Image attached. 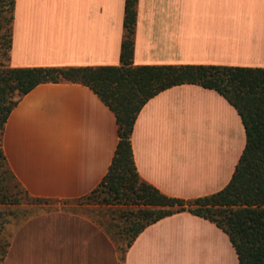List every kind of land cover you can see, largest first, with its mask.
<instances>
[{"label": "crops", "instance_id": "obj_1", "mask_svg": "<svg viewBox=\"0 0 264 264\" xmlns=\"http://www.w3.org/2000/svg\"><path fill=\"white\" fill-rule=\"evenodd\" d=\"M125 0H15L12 67L116 66ZM134 65L264 67V0H137ZM131 149L139 177L193 199L229 182L245 146L236 109L215 90L180 84L138 112ZM118 141L114 113L88 86L41 83L4 125L2 149L19 185L48 199L5 224L1 264H118L107 209L76 200L106 175ZM123 264H238L228 235L187 211L147 225Z\"/></svg>", "mask_w": 264, "mask_h": 264}, {"label": "trees", "instance_id": "obj_2", "mask_svg": "<svg viewBox=\"0 0 264 264\" xmlns=\"http://www.w3.org/2000/svg\"><path fill=\"white\" fill-rule=\"evenodd\" d=\"M137 0H125L124 34L116 66L12 67L9 65L15 0H0V264L7 248L5 224L29 212L12 208L48 199L30 196L12 175L2 149L8 115L19 99L41 83L88 86L114 113L118 141L108 172L80 204L107 209L106 230L118 264L136 236L149 224L187 211L207 219L229 237L238 264H264V67L226 65H134ZM196 84L215 90L238 112L246 142L233 174L221 190L193 199L168 196L143 181L134 165L131 133L146 101L166 88Z\"/></svg>", "mask_w": 264, "mask_h": 264}]
</instances>
